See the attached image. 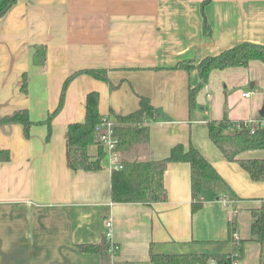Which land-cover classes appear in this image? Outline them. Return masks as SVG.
<instances>
[{"label": "crops", "instance_id": "0c3cea01", "mask_svg": "<svg viewBox=\"0 0 264 264\" xmlns=\"http://www.w3.org/2000/svg\"><path fill=\"white\" fill-rule=\"evenodd\" d=\"M244 43L264 46V0H15L0 17V120L26 111L31 123L27 136L21 124L0 123V264H102L79 247L101 244L106 221L118 247L110 264H148L150 248L229 254L230 221L243 243L238 264H261L250 225L251 210L264 205V182L225 160L208 124L264 119V63L212 71L194 107L188 103L199 63ZM91 92L100 122L112 120L114 132L140 98L154 110L155 119L131 125L145 126L148 141L118 151L120 162L162 161L174 146H192L235 200L207 185L193 214L190 166L169 163L161 202L112 203L105 154L99 171L69 167L67 128L84 122ZM95 140L92 159L101 148ZM239 158L264 160V150Z\"/></svg>", "mask_w": 264, "mask_h": 264}, {"label": "trees", "instance_id": "16d2710c", "mask_svg": "<svg viewBox=\"0 0 264 264\" xmlns=\"http://www.w3.org/2000/svg\"><path fill=\"white\" fill-rule=\"evenodd\" d=\"M15 0H0V17L12 6ZM36 59L39 63L44 60V54ZM264 63V46L244 43L222 54L202 60L198 65L199 78L197 87L189 89V107H194L195 95L207 82L209 75L214 70L227 68L247 67L251 61ZM78 72L68 80L81 74ZM98 76V72H90ZM21 91H26V80L23 79ZM98 95L91 92L86 96L85 119L83 123L70 124L67 128L68 160L69 167L73 171L93 172L102 169L104 152L98 149L95 158L88 155V148L94 145L95 127L100 122L98 115ZM143 116L155 119L154 110L145 98H140L139 110L124 118H117L118 126L115 135L119 139L118 151H124L136 144H144L148 141V129L144 126L139 129L131 125L141 122ZM0 123H18L24 127V134L28 135L30 121L26 111L17 112L0 120ZM122 124V125H120ZM231 123L225 120L210 122L208 124V136L212 144L228 162L237 163L253 182H264V160H243L239 156L247 151L264 150V128L257 130L253 135L248 131H231ZM169 163H187L190 166V191L192 196L191 212L194 214L201 209V195L207 185H210L216 194H226L233 199L232 191L212 169L206 159L192 146L185 148L182 145L174 146L169 156L162 161L151 162H121L120 170L111 171L110 199L114 204H144L152 205L161 202L165 197L163 175ZM252 222L250 225V241L264 246V205L251 210ZM236 232L235 224L228 223V241L233 243V251L237 253L239 261L242 255V241L234 244L232 234ZM235 245V246H234ZM109 240L103 236L99 245H84L79 247L82 252L91 253L100 257L102 264H110L108 249ZM231 254L225 255H164L156 254L150 248V260L148 264H232ZM261 264H264L262 261Z\"/></svg>", "mask_w": 264, "mask_h": 264}, {"label": "built area", "instance_id": "2783aa9c", "mask_svg": "<svg viewBox=\"0 0 264 264\" xmlns=\"http://www.w3.org/2000/svg\"><path fill=\"white\" fill-rule=\"evenodd\" d=\"M243 97H248L249 94H242ZM114 125L115 123L110 120L109 118H103V120L98 124L94 131L96 135L97 142L99 146L102 148L104 154H105V160L107 163V168L111 171L113 170H120L121 162H120V155L117 150V147L119 145V139L115 135L114 132ZM264 128V119H250L240 122H233L231 123V131H248L251 135H253L257 130ZM222 204L225 206H228L230 203L226 200L221 201ZM105 236L109 240L111 233V223L109 221H106L105 224ZM232 238L235 245H238L239 239L237 232H233ZM232 245V251L230 252V256L232 257V264H238V260L236 259L237 253L233 251V243ZM234 245V246H235ZM118 251V247L115 245L110 244V247L108 249V255L110 257H113L115 253ZM210 264H215L214 262H211Z\"/></svg>", "mask_w": 264, "mask_h": 264}, {"label": "water", "instance_id": "95a60500", "mask_svg": "<svg viewBox=\"0 0 264 264\" xmlns=\"http://www.w3.org/2000/svg\"><path fill=\"white\" fill-rule=\"evenodd\" d=\"M262 114H263V112H261V115H262ZM262 261H264V246H263Z\"/></svg>", "mask_w": 264, "mask_h": 264}]
</instances>
